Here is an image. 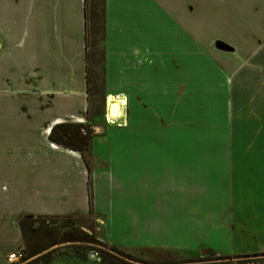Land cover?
<instances>
[{"label": "crops", "instance_id": "obj_1", "mask_svg": "<svg viewBox=\"0 0 264 264\" xmlns=\"http://www.w3.org/2000/svg\"><path fill=\"white\" fill-rule=\"evenodd\" d=\"M218 1L211 33L190 27L184 3L105 0V99L120 115L94 133L90 173L49 139L57 124H90L84 0H0V264L23 244L21 220L92 211L126 251L264 254V6ZM220 20L229 32L239 21L251 52L218 35ZM48 253L27 262L89 263Z\"/></svg>", "mask_w": 264, "mask_h": 264}, {"label": "rangeland", "instance_id": "obj_2", "mask_svg": "<svg viewBox=\"0 0 264 264\" xmlns=\"http://www.w3.org/2000/svg\"><path fill=\"white\" fill-rule=\"evenodd\" d=\"M97 3L101 0H95ZM172 4V0H168ZM179 5L181 3H184V5L192 6L196 12H192L188 16L189 25L191 26H197L200 27L202 24L206 21L210 23L209 30L212 33L215 28L219 27L218 24L215 23V20L212 16V13H214L219 7L220 3L218 0H174ZM245 2V0H236V6L239 3ZM248 6L253 9L256 7L261 8L262 5L264 6V0H248L247 1ZM94 5V3H93ZM229 3L227 1H223L221 11L226 10V6H228ZM93 9V8H92ZM262 9V8H261ZM195 13V14H194ZM194 14V15H193ZM258 19H256V22L260 21L261 13L256 14ZM201 21V23H199ZM220 22V26L222 25L224 28L220 27L218 29V35H222L224 37H227L225 39H230L235 41L238 47H242L245 49L243 50L242 55H246L250 50L253 49L254 46V40L247 42L249 39V35L244 34L241 30L239 21L236 20V28L237 30H230L232 35H229V29L226 26H224ZM92 28L90 29V42H89V53H90V61H89V70H90V78H91V85H90V95L88 98V110L90 111V125L93 127V131L96 134L97 131L101 132L105 129V124L103 122L104 115H106L107 112H109V109L107 107L106 103V96L104 91V83H103V43H102V34L100 30V23L97 21V19L92 20ZM249 30V29H248ZM256 31H259L258 29H255ZM256 38L258 39L257 42L259 43L262 38H264V35L261 34V32H258ZM89 116V115H88ZM12 123V122H11ZM6 128L12 132V135H14L18 129L15 127V125L12 123L6 124ZM95 126L99 127L96 128ZM93 133V135H94ZM8 142H11L12 140L9 137L3 136ZM13 137V136H12ZM37 142H34L30 144V153H35L38 149L40 150L42 148V141L39 142V140H36ZM27 149V147H26ZM13 150V145H12ZM27 160V158H26ZM91 162V157H90ZM27 168L31 169L32 165L30 163L27 164ZM15 171V165H12V173ZM90 181V179H89ZM88 181V185H89ZM91 186V181H90ZM89 187V186H88ZM0 194L2 195V191L0 190ZM91 203L93 202L92 196H90ZM38 218V217H37ZM45 222V223H43ZM113 225V223H110ZM116 224V223H114ZM109 225V223H108ZM101 224L98 221V217L96 215H93V211L91 214L87 216H73V219L65 218V217H49L46 216L44 219H38L36 222L32 223L31 225L27 226L28 238L27 240L23 241V244L21 245V250L26 254L27 259V251L30 248H34L35 246H41L43 247L46 245L48 241H52L54 239L58 238H68L72 237L73 235L80 236L84 239H86L88 242H74L69 241L63 244L54 245L47 249L49 251L50 256L54 253H75L80 256V260L87 261L89 263L86 264H97V257L101 258L102 251L104 253H108L111 255H114L118 257L119 259H124L120 255L114 253L110 250V246L106 244L103 240V228H101ZM49 228L52 229L54 232L51 233L49 236H43L42 235V229ZM37 229V230H36ZM36 230V231H35ZM82 233H86L88 236L86 237ZM118 237V236H117ZM123 235H120L118 239H123ZM189 242V240H188ZM106 244L107 246L104 247L102 244ZM229 245V244H228ZM117 248V247H115ZM18 249V250H19ZM121 251L131 253L138 255L140 252H134V251H126L122 248H117ZM229 249L234 251H240L239 247L229 245ZM16 250V251H18ZM15 251V252H16ZM154 253H160L159 256H161L163 253L166 254L164 257L165 259L170 258L173 259L175 256H177L174 253H169L167 251L165 252H150L148 253L149 256L146 257V254L144 255V258L151 259L147 264H155L156 257L153 255ZM237 252L231 253L232 255ZM157 254V256H158ZM231 254H224V255H231ZM48 255V254H47ZM44 255V256H47ZM94 255L93 259H91V256ZM82 256H86V259H84ZM142 256V254H141ZM171 256V257H170ZM217 254L208 253L206 256L196 258H183L187 259L188 261H184L183 263L178 264H241V262H252V263H262L264 262V256H258L253 258H236L238 256H233L232 259L229 260H216ZM46 258V257H43ZM50 258V257H49ZM47 258V259H49ZM161 258V257H160ZM197 258H200L199 261L193 262L194 260H198ZM204 258V259H203ZM179 259V258H178ZM177 257L175 260H178ZM35 262V261H34ZM33 262V263H34ZM180 262V261H177Z\"/></svg>", "mask_w": 264, "mask_h": 264}, {"label": "trees", "instance_id": "obj_3", "mask_svg": "<svg viewBox=\"0 0 264 264\" xmlns=\"http://www.w3.org/2000/svg\"><path fill=\"white\" fill-rule=\"evenodd\" d=\"M85 2V14H86V49H89V35H90V29L92 28V20L97 19L100 23V30L104 31V11H105V0H101L100 2H96L95 0H84ZM94 3V5H93ZM93 8V9H92ZM87 59L89 60V54L87 52ZM88 93L90 94V85H91V78H90V73L88 69ZM88 119L90 118V111L88 110ZM93 127L90 124H84V123H73V122H68V123H62V124H57L51 128V132L49 135V139L53 142L56 143L66 149L73 150L76 152H80L85 164L88 167V171L91 173V162H90V152H91V144L93 140ZM90 181H89V192H90ZM91 196V192H90ZM45 217H38L34 220H21L20 221V227L23 233V239L24 241L27 240L28 238V233L29 231L27 230V226L31 225L32 223L36 222L38 219H44ZM63 218V217H62ZM65 218L73 219V216H65ZM45 223V222H43ZM37 230V229H36ZM35 230V231H36ZM54 232L52 229L49 228H44L42 229V235L44 236H49L51 235L52 232ZM86 237L88 236L86 233H82ZM44 236V237H45ZM89 237V236H88ZM90 238V237H89ZM69 241H74V242H88L86 239L73 235L72 237H64V238H56L52 241L46 242L47 244L44 245L43 247L41 246H35L34 248H30L27 251V258L33 257L37 255L38 253L45 251L49 249L50 247L54 245H59L63 244ZM102 244V243H100ZM104 247H106V244H102ZM110 250L113 251L114 253L120 255L124 259H119L118 257L104 253L103 251L101 252V258L97 257L96 261L97 264H147L151 259L144 258V255L146 254V257L149 256L148 253L152 251L148 250H140V251H134V252H140L138 255H133L131 253H127L124 251H121L115 247H110ZM154 252V251H153ZM155 252H160V251H155ZM165 252V251H161ZM172 253V252H169ZM55 254V253H54ZM142 254V256H141ZM154 253L155 255V264H178V263H183L184 261H188L187 259H178L175 260V258L170 259L167 258L165 259L164 257L166 256L165 253H163L161 256L160 253ZM47 255V254H46ZM53 255V254H52ZM52 255L48 253L47 256H44L49 259H52ZM177 255V254H176ZM257 256H264V254L260 255H255L254 257ZM78 257H80L78 255ZM84 259H86V256H82ZM161 257V258H160ZM171 257V256H170ZM253 256H238L236 258H250ZM100 258V260H99ZM216 260H229L232 259V256L228 255H223L219 254L216 258ZM198 260H194L193 262H197ZM180 261V262H177ZM243 263H251V262H241Z\"/></svg>", "mask_w": 264, "mask_h": 264}, {"label": "bare ground", "instance_id": "obj_4", "mask_svg": "<svg viewBox=\"0 0 264 264\" xmlns=\"http://www.w3.org/2000/svg\"><path fill=\"white\" fill-rule=\"evenodd\" d=\"M107 104L110 107V111L108 114V119L110 122H113V120L120 115V109H119V101L117 98L109 96L107 98Z\"/></svg>", "mask_w": 264, "mask_h": 264}, {"label": "built area", "instance_id": "obj_5", "mask_svg": "<svg viewBox=\"0 0 264 264\" xmlns=\"http://www.w3.org/2000/svg\"><path fill=\"white\" fill-rule=\"evenodd\" d=\"M7 262L8 264H28L26 254L21 249L10 254L7 258Z\"/></svg>", "mask_w": 264, "mask_h": 264}, {"label": "water", "instance_id": "obj_6", "mask_svg": "<svg viewBox=\"0 0 264 264\" xmlns=\"http://www.w3.org/2000/svg\"><path fill=\"white\" fill-rule=\"evenodd\" d=\"M111 110V109H110ZM93 257H94V255H93Z\"/></svg>", "mask_w": 264, "mask_h": 264}, {"label": "flooded vegetation", "instance_id": "obj_7", "mask_svg": "<svg viewBox=\"0 0 264 264\" xmlns=\"http://www.w3.org/2000/svg\"><path fill=\"white\" fill-rule=\"evenodd\" d=\"M99 260H100V258H99Z\"/></svg>", "mask_w": 264, "mask_h": 264}]
</instances>
